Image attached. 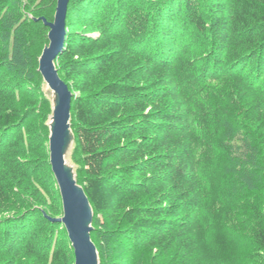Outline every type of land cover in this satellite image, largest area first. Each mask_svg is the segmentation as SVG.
Here are the masks:
<instances>
[{
    "label": "trees",
    "instance_id": "trees-1",
    "mask_svg": "<svg viewBox=\"0 0 264 264\" xmlns=\"http://www.w3.org/2000/svg\"><path fill=\"white\" fill-rule=\"evenodd\" d=\"M57 1L0 0V264L75 262L39 71ZM66 31L100 264H264V0H70Z\"/></svg>",
    "mask_w": 264,
    "mask_h": 264
},
{
    "label": "water",
    "instance_id": "water-1",
    "mask_svg": "<svg viewBox=\"0 0 264 264\" xmlns=\"http://www.w3.org/2000/svg\"><path fill=\"white\" fill-rule=\"evenodd\" d=\"M69 1H57L54 21L49 22L46 18H40L50 28L49 43L44 47L39 58V71L54 94L49 124L50 164L60 189L63 206V215L51 220L64 224L74 249V264H100L97 246L91 237L93 207L83 186L77 182L74 168L66 160V154L74 142L71 129L73 93L60 77L55 59L65 44V20Z\"/></svg>",
    "mask_w": 264,
    "mask_h": 264
},
{
    "label": "rangeland",
    "instance_id": "rangeland-1",
    "mask_svg": "<svg viewBox=\"0 0 264 264\" xmlns=\"http://www.w3.org/2000/svg\"><path fill=\"white\" fill-rule=\"evenodd\" d=\"M65 22H66V20H65ZM67 32V31H66ZM65 32V33H66ZM56 65V64H55ZM57 68V67H56ZM45 91H46V93H47V95L51 98V101H52V110H53V98H54V94H53V91L49 88V86L46 84V86H45ZM52 114V113H51ZM50 117H51V115H50ZM50 121H51V118H50ZM50 121H49V124H50ZM72 145H73V143L71 144V146H70V148H69V150H68V152H67V154H66V160H67V163L70 165V166H72L73 168H74V170H75V165L71 162V159H70V152H71V149H72ZM50 152V151H49ZM57 181V180H56ZM58 185V184H57ZM62 216V215H61ZM60 217V216H59ZM55 218H57V217H55ZM63 224V223H62ZM64 225V224H63ZM70 240V239H69ZM71 242V241H70ZM71 245H72V242H71Z\"/></svg>",
    "mask_w": 264,
    "mask_h": 264
}]
</instances>
